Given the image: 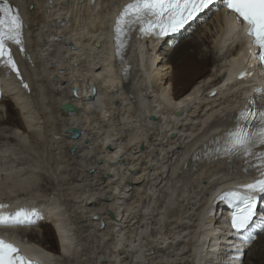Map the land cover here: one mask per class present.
Masks as SVG:
<instances>
[{
	"label": "bare ground",
	"instance_id": "6f19581e",
	"mask_svg": "<svg viewBox=\"0 0 264 264\" xmlns=\"http://www.w3.org/2000/svg\"><path fill=\"white\" fill-rule=\"evenodd\" d=\"M15 1L25 9L30 54L25 77L31 82L32 94L22 95L11 78L1 73L0 103L9 114L6 122L14 128L10 140L18 143L20 152H25L29 148L24 134L30 135L40 141L44 156L36 155L37 166L32 165L23 175L10 170L12 163H0V190L6 183L11 196L17 190L25 193L29 186L21 181L37 179L39 175L34 171L43 168V174L57 182L50 194L56 200L38 196L18 205L38 208L44 214L43 220L56 226L59 244L56 248L51 243V230L43 220L39 224L45 226L42 238L37 241L35 227H12L14 234L28 238L33 243L31 248L39 246L45 250L35 249L33 256L39 260L42 257L44 264H59L57 257H63L67 264H223L220 260L211 262L217 254L214 248L227 243L220 223L209 215L210 202L214 192L225 191L231 180L243 179L238 173L244 161L230 157L226 168L218 163L207 166L198 162H187L185 168L186 162H180L185 159L183 150L189 139L194 136L193 147H202L208 130L231 116L234 105L258 89L253 87L244 93L240 85H233L222 91L236 74H229L227 60L233 47L218 46L223 32L221 12H212L216 33L214 41H209L213 44L211 51H202L208 43L206 38L188 37L202 22L205 25L199 27L198 34L208 30L210 23L205 22V17L209 12L203 20L161 39L157 46L138 42L134 59H138L139 70L135 61L133 65L129 60L114 62L110 26L117 7L113 0L101 2L103 15L78 0H66L67 8L60 5L65 0ZM75 16L78 25L72 23ZM57 19L63 23L60 25ZM231 33L233 29H227V34ZM55 37H59V42L54 41ZM70 38L78 47L75 52L69 50ZM170 48L172 54L157 70L159 56ZM148 51L157 55L149 58ZM218 52L222 58L216 55ZM128 64L133 68L132 74L123 80L121 72ZM208 67L214 70L210 76L206 73ZM170 69L173 75L166 85V71ZM227 72L224 84L217 87ZM173 84L177 88L191 87L178 95L172 92ZM215 87L219 92L213 97L210 94ZM72 88L78 89L77 97L72 95ZM171 98L181 100L175 106ZM182 106H191L192 110L179 119L175 112H184ZM13 111L17 118H13ZM153 116L162 117L161 121L151 120ZM207 122L211 124L203 132ZM2 125L4 122L0 121ZM72 127L81 131L76 140L66 133ZM72 146L77 148L74 152L70 151ZM178 146L182 151H173ZM12 159L11 156L10 162ZM257 198L262 200L261 196ZM33 201L42 203L32 204ZM57 202L59 206L55 207ZM258 209L264 212V199ZM14 211L10 208L4 212ZM110 212L117 220L110 217ZM210 225L213 228L207 230ZM215 228L219 229L218 234ZM70 232L75 241L69 237ZM256 244L259 248L251 250L247 259L253 264H264V234L258 235ZM211 254L212 259L208 258Z\"/></svg>",
	"mask_w": 264,
	"mask_h": 264
},
{
	"label": "snow or ice",
	"instance_id": "6c2138e0",
	"mask_svg": "<svg viewBox=\"0 0 264 264\" xmlns=\"http://www.w3.org/2000/svg\"><path fill=\"white\" fill-rule=\"evenodd\" d=\"M90 2L95 4V0ZM213 8L225 10L231 26L242 31L248 41L247 55L254 63L239 71L237 80L259 79L257 71L264 73V0H126L112 22L114 58L123 63L133 37L163 39L177 34L201 13ZM25 28L19 9L10 0H0V72L5 78L14 74L21 86L28 89L16 59L17 52L21 60L29 59ZM210 95L214 97L216 93ZM218 126L222 129L219 135L208 140L191 159L197 162L236 157L244 161L238 175L247 182L235 185L218 197L232 210L228 234L235 239L226 255L231 264H243L245 251L257 241L259 234H264V214L257 213V197L264 196V88L253 89V96L245 106ZM7 207L0 203V227L34 228L44 219L38 208L4 212ZM0 264L35 262L23 256L16 245L0 238Z\"/></svg>",
	"mask_w": 264,
	"mask_h": 264
},
{
	"label": "rangeland",
	"instance_id": "374dc122",
	"mask_svg": "<svg viewBox=\"0 0 264 264\" xmlns=\"http://www.w3.org/2000/svg\"><path fill=\"white\" fill-rule=\"evenodd\" d=\"M213 14H211V15H209L207 18H206V21L205 22H209L210 23V27H208V30H206V32H204L203 34H198V32H199V27L201 28V27H203L204 25H205V23H200V25L198 26V29H196V30H194L193 32H192V36L190 35V36H188V37H193V36H200V37H203V38H206L207 39V42L208 43H205L204 44V46L202 47V51L204 52V53H207V52H209V51H211V49H212V47H213V44H212V42L211 43H209V41H211L212 39H213V37H214V35H215V33H216V31H215V28H214V23H213ZM212 25V26H211ZM213 27V28H212ZM210 29V30H209ZM202 35V36H201ZM206 35V36H205ZM205 36V37H204ZM213 41H214V39H213ZM172 49L170 48V49H167V50H164L163 52H162V54H161V56H159V60H158V66H155V68L157 69V70H159V67H160V65H161V63H164V62H166L167 61V59H168V57L172 54ZM155 52H153V55H152V52H150V51H148V54L146 55V56H148L149 58H153L154 56H156L157 55V53L155 54ZM159 54V53H158ZM218 57L219 58H222V56L220 55H218ZM207 71H206V73L210 76V75H212L213 74V72H214V70L213 69H211L210 67H208L207 69H206ZM213 70V71H212ZM166 73H168V77H166V79H165V81H166V85H167V82L169 81V79L171 78V76L173 75V71L170 69L168 72L166 71ZM202 80H200V81H198V82H201ZM206 81V80H205ZM176 88H175V87ZM191 87V85H185V86H183L182 88H177V86L175 85V84H173V90H172V92L173 93H178V95H181V94H183V93H185V92H187L188 90H189V88ZM5 99V98H4ZM3 100V99H2ZM8 105H10L11 106V104H9L8 103ZM5 107L3 106V104L2 103H0V121H3L4 122V125H2V126H0V145H5V146H8L7 144H9V142H11L12 140H10L11 138H12V136H13V133H12V131H14V128L10 125V124H8L6 121L9 119V114H6V112H5V109H4ZM11 108H13L12 106H11ZM13 113H14V115H13V118H14V116H16V118H17V114L13 111ZM21 132V131H20ZM24 135H26V136H24V139L26 140V143H25V145L27 146V148H29V149H27L28 151H26L25 150V152H23L24 150H22L21 152H20V148L18 147V143H16V141H12L11 143L13 144L12 146H15V147H17V148H19L18 149V151H19V154L20 153H22V154H16L15 153V155L13 154L12 155V157H13V159L11 160V163L13 164L12 165V168L10 169L11 171L13 170V171H18V172H21V173H19L18 175H23V174H27V172H29L28 170H30V169H32V165H36V162H35V160H36V155L38 156V157H42V156H44L43 155V152H44V150H43V147H42V145H41V143H40V141L38 140L37 142H36V139H33L30 135H27V134H24ZM14 137V136H13ZM35 140V141H34ZM14 160V161H13ZM32 161H34V163L35 164H32L31 162ZM14 162H15V164H14ZM5 165V164H4ZM9 166V165H8ZM11 166V165H10ZM37 166V165H36ZM44 168H45V166H44ZM37 169H40L41 171H39L38 173L36 172V174L35 175H39L38 177H37V179H26V178H24L22 181H21V183H23V184H26V185H28L29 187V189H27V191L29 192H25V193H23V191H19V190H17V192H14V194H13V196H15V199H14V201H16V202H23L22 200H26V199H30V200H32L33 198V200H35L36 198H39L40 196L42 197V199L43 200H45V198H43V197H48V198H50V200H52V201H54V200H56V198L55 197H52V196H50V194L52 193V190H53V186H54V188H56L57 187V182H55L54 180H53V178H51V176H49V177H47L48 175L47 174H43V173H46V172H43L44 171V169L42 168H40V167H38ZM38 171V170H37ZM10 172V171H9ZM42 172V173H41ZM44 175V176H43ZM32 180V181H31ZM27 181V182H26ZM28 181H29V183H28ZM6 182V181H5ZM54 182V183H53ZM33 183V184H32ZM55 184V185H54ZM1 185V184H0ZM34 185V186H33ZM2 192V196H4L5 195V191H1ZM4 192V193H3ZM30 197H29V196ZM39 196V197H38ZM33 197V198H32ZM20 204V203H19ZM54 206L55 207H58L59 206V203L57 202V203H54ZM62 220V219H61ZM64 220V219H63ZM48 222V220H43V222H45V224H46V227L47 228H49L50 230H51V234H52V242L51 243H54V246L56 245V248H57V246H58V243H57V238H56V226L54 225H52L51 223H47ZM61 223H62V221H61ZM65 222L63 221V224H64ZM44 225H42V226H38V227H35V231H34V234L36 235V241L37 240H39V239H41L42 238V231H43V228L45 227H43ZM43 227V228H42ZM218 232H219V229H218ZM218 232H215V233H217L218 234ZM70 234V236L69 237H71V232L69 233ZM72 238V237H71ZM72 241H75V240H73V238H72ZM257 243V241L252 245V247L250 248V249H248V250H246L245 251V253H244V255H243V257H242V259H243V261H244V263L246 262V264H253L251 261H249L248 259H247V255H249V253H250V251L252 250H257L258 248H259V245H257L256 244ZM256 244V245H255ZM255 245V246H254ZM219 247V248H218ZM254 247V248H253ZM221 248H224V246H217V247H215L214 249H216L215 251L217 252V254L216 255H214V257H213V255L211 256H208V258L209 257H211V259H212V257H213V259L211 260V259H209V260H211V262L213 261H222L223 262V264H231V260H230V257H229V255L227 256L226 255V253L228 252V250H226L227 248H224V249H221ZM220 249V252L221 253H219V250ZM73 254V251L72 250H70V254H69V259H71V255ZM219 254V255H218ZM218 255V256H217ZM245 255H246V258H244L245 257ZM67 257V258H68ZM62 258V259H61ZM60 259L57 257V263H59V264H67L68 262H65L64 260V258L63 257H61ZM59 260V261H58ZM62 262V263H61ZM208 264H210V263H208ZM214 264V263H213Z\"/></svg>",
	"mask_w": 264,
	"mask_h": 264
},
{
	"label": "water",
	"instance_id": "95a60500",
	"mask_svg": "<svg viewBox=\"0 0 264 264\" xmlns=\"http://www.w3.org/2000/svg\"><path fill=\"white\" fill-rule=\"evenodd\" d=\"M92 92H94V89H93V88H92ZM176 115L179 116L180 113H177ZM150 119H151V120H154V117H150ZM68 132L73 133V131H68ZM108 148H110V147H108ZM140 149H143L142 145H140ZM118 160L120 161L121 159L119 158ZM91 171H92V170H90V172H91ZM127 185L130 186L129 184H127ZM109 215H110V217H111L112 219L117 220V219L115 218V215H114L112 212H110ZM100 226H101V228H102V227H103V224H100Z\"/></svg>",
	"mask_w": 264,
	"mask_h": 264
}]
</instances>
